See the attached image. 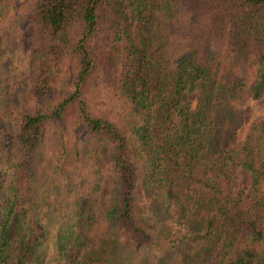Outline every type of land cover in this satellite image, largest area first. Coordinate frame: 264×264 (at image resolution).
I'll list each match as a JSON object with an SVG mask.
<instances>
[{"label":"trees","instance_id":"obj_1","mask_svg":"<svg viewBox=\"0 0 264 264\" xmlns=\"http://www.w3.org/2000/svg\"><path fill=\"white\" fill-rule=\"evenodd\" d=\"M15 1L0 264H264V0Z\"/></svg>","mask_w":264,"mask_h":264},{"label":"rangeland","instance_id":"obj_2","mask_svg":"<svg viewBox=\"0 0 264 264\" xmlns=\"http://www.w3.org/2000/svg\"><path fill=\"white\" fill-rule=\"evenodd\" d=\"M32 0H16L15 1V7L13 6L12 12L18 15H21L25 10L29 8V5ZM190 97L195 102V99L197 97V90L192 91L190 93ZM245 110V122L240 128V135H243L250 127L251 123L261 116H264V96L260 98L255 99H248L247 102L244 105ZM73 142V134L67 135V148L70 149L71 144ZM61 143L57 140H54L53 147L51 150H53L50 155L55 154V157L52 156L54 163L56 165V160L59 158V154L61 152ZM61 164L63 163V160H59ZM237 190H244L247 191V188L250 184V175L249 173L241 166L237 167ZM72 179H65V177L56 176V183L59 184L58 191L62 187L64 188L65 185L70 184Z\"/></svg>","mask_w":264,"mask_h":264}]
</instances>
